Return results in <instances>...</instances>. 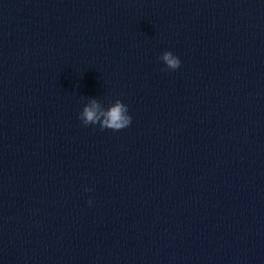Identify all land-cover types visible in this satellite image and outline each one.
Returning a JSON list of instances; mask_svg holds the SVG:
<instances>
[{"label": "water", "instance_id": "water-1", "mask_svg": "<svg viewBox=\"0 0 264 264\" xmlns=\"http://www.w3.org/2000/svg\"><path fill=\"white\" fill-rule=\"evenodd\" d=\"M0 264H264V0H0Z\"/></svg>", "mask_w": 264, "mask_h": 264}, {"label": "clouds", "instance_id": "clouds-1", "mask_svg": "<svg viewBox=\"0 0 264 264\" xmlns=\"http://www.w3.org/2000/svg\"><path fill=\"white\" fill-rule=\"evenodd\" d=\"M159 59L164 63V70H176L181 65V60L171 51H164ZM79 119L83 125H99L103 129L119 131L128 127L132 122V117L128 113V106L117 99L107 108L95 98H90L79 114ZM90 191V189H86ZM91 203V201H89Z\"/></svg>", "mask_w": 264, "mask_h": 264}]
</instances>
